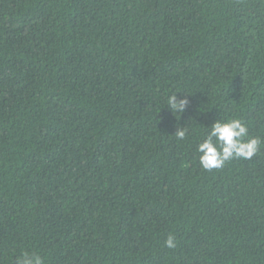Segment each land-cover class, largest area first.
<instances>
[{"label": "trees", "instance_id": "obj_1", "mask_svg": "<svg viewBox=\"0 0 264 264\" xmlns=\"http://www.w3.org/2000/svg\"><path fill=\"white\" fill-rule=\"evenodd\" d=\"M229 118L259 150L204 170ZM24 251L264 264V0H0V264Z\"/></svg>", "mask_w": 264, "mask_h": 264}, {"label": "clouds", "instance_id": "obj_2", "mask_svg": "<svg viewBox=\"0 0 264 264\" xmlns=\"http://www.w3.org/2000/svg\"><path fill=\"white\" fill-rule=\"evenodd\" d=\"M190 97L192 96L178 92L170 94L166 98L167 109L172 115L177 113L182 116L187 111ZM163 119L161 116V122ZM208 129L205 138L196 147L199 164L207 171L220 169L227 161L235 158L250 160L256 155L262 143L260 137L249 135L248 127L239 118L214 119L208 125ZM186 134V128L177 127L175 131L177 140L183 141ZM164 245L169 249L176 247V238L172 233L168 234ZM16 264H45V260L36 252L24 251L17 257Z\"/></svg>", "mask_w": 264, "mask_h": 264}]
</instances>
